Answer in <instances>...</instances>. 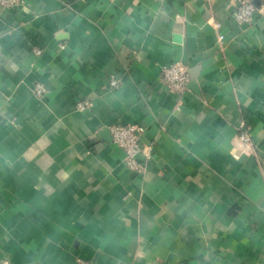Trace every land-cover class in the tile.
<instances>
[{
  "label": "crops",
  "instance_id": "1",
  "mask_svg": "<svg viewBox=\"0 0 264 264\" xmlns=\"http://www.w3.org/2000/svg\"><path fill=\"white\" fill-rule=\"evenodd\" d=\"M236 3L0 9V264H264V7L238 24ZM112 123L143 126V174Z\"/></svg>",
  "mask_w": 264,
  "mask_h": 264
},
{
  "label": "built area",
  "instance_id": "2",
  "mask_svg": "<svg viewBox=\"0 0 264 264\" xmlns=\"http://www.w3.org/2000/svg\"><path fill=\"white\" fill-rule=\"evenodd\" d=\"M236 7L231 12L232 17L238 24H251L254 20V14L259 7H264V0H236ZM24 5V0H0V9L9 10ZM160 82L166 90L182 97L189 90V74L187 67L180 61L172 62L163 66L160 73ZM110 88L118 85V81L111 77L107 82ZM34 90L37 95H41L45 88L42 84L36 83ZM89 103L86 100L78 101L75 108L83 110ZM112 142L123 152L122 163L128 171L135 175H141L145 171V162L142 156L147 153L141 148V138L144 131L142 125L138 123H112L108 126ZM239 142L245 145H251V137L245 123L239 125ZM76 264H89L88 262L77 260Z\"/></svg>",
  "mask_w": 264,
  "mask_h": 264
},
{
  "label": "water",
  "instance_id": "3",
  "mask_svg": "<svg viewBox=\"0 0 264 264\" xmlns=\"http://www.w3.org/2000/svg\"><path fill=\"white\" fill-rule=\"evenodd\" d=\"M257 2V1H256Z\"/></svg>",
  "mask_w": 264,
  "mask_h": 264
}]
</instances>
